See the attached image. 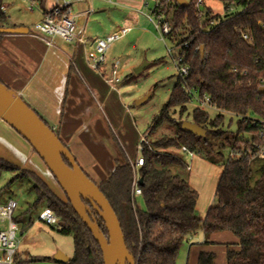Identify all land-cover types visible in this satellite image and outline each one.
<instances>
[{"label": "trees", "instance_id": "1", "mask_svg": "<svg viewBox=\"0 0 264 264\" xmlns=\"http://www.w3.org/2000/svg\"><path fill=\"white\" fill-rule=\"evenodd\" d=\"M187 2V6L179 7L174 0H157L152 10L154 16H161L169 25L165 38L189 72L185 81L176 78L141 144L139 156L143 164L137 175L145 209H138L132 199L133 171L127 161L116 163L97 186L119 221L126 249L135 264H176L179 249L198 231L203 233L205 245L215 233L228 232L236 239L226 252V264H264V158L260 156L264 143L260 135L264 129V92L259 91L260 80H264V0ZM209 2L221 4L224 16L214 15L207 6ZM229 7L239 10L227 12ZM5 21L0 11V24ZM187 88L200 98L208 97L218 110L214 119L198 108L192 111L190 122L205 131L202 138L181 130V116L190 102ZM226 114L237 120L235 133L224 129ZM164 125L172 128L170 135L150 138ZM245 134L248 139H244ZM179 148L212 164L222 161L223 151H228L215 190L216 204L209 207L204 219L196 211V192L172 171L174 167L185 168L184 162L169 152ZM17 179L33 183L34 206L44 203L58 220V233L71 238L73 255L66 264H103L98 245L61 189L65 201L33 174L20 172ZM89 209L90 219L107 237L103 222L90 206ZM14 221L18 225V220ZM29 226L30 222L23 230ZM214 259L212 252L201 249L196 264H214Z\"/></svg>", "mask_w": 264, "mask_h": 264}, {"label": "crops", "instance_id": "2", "mask_svg": "<svg viewBox=\"0 0 264 264\" xmlns=\"http://www.w3.org/2000/svg\"><path fill=\"white\" fill-rule=\"evenodd\" d=\"M143 4L144 0H1L0 3V11L6 18L0 24V83L57 133L81 170L96 184L110 175L116 163L132 164L139 136L118 91L104 81L110 67L107 73L103 67L100 73L93 71L86 63V54L93 50L95 40L120 31L119 26L125 23L139 22L128 14L120 20H109V12L115 11L110 10V5L138 11ZM61 6H70L73 11L76 25L73 42L55 38L47 45L45 39L30 35L32 26L43 19L46 11ZM19 28L27 32L3 31ZM126 28L131 31V27L121 30ZM0 165L14 168L10 171L0 167L14 174L15 180L20 172L35 175L60 198L44 163L1 119ZM193 237L184 243L186 264H196L201 249L214 256L221 254L226 264V252L236 243L230 233L222 232L211 235L209 244L205 245L203 236L202 241L197 240L200 244L192 247Z\"/></svg>", "mask_w": 264, "mask_h": 264}, {"label": "rangeland", "instance_id": "3", "mask_svg": "<svg viewBox=\"0 0 264 264\" xmlns=\"http://www.w3.org/2000/svg\"><path fill=\"white\" fill-rule=\"evenodd\" d=\"M155 5L156 0H144L141 10L138 11L114 5L109 7L110 10H115L109 12V20L112 18L120 20L127 14L132 19H139L137 23L128 22L119 26L120 30L125 27H131V31L123 39L111 45L105 55V64L102 66L105 73H107L114 61H119L117 73L120 82L113 85V87L118 91L121 101L127 108V113L133 122L134 129L139 136L136 142V151L131 160L132 165L140 158L137 152L140 138L144 137L153 118L167 101L170 90L177 78V71L172 60L176 54L173 44L166 38L162 41L153 24L156 22L152 14ZM207 6L211 8L214 15L224 16L221 4L209 2ZM238 10L231 11V13ZM147 16H150V19ZM109 20L106 18L105 22ZM92 25L93 27L96 26L95 24ZM98 35L97 32L96 36ZM167 49L172 52L168 54ZM139 66H143V70L136 75L133 71ZM106 77L107 75L103 78ZM194 97L198 98L199 95L195 93ZM142 99L143 101L137 104ZM195 108V100L190 101L186 105V111L181 116L184 122L191 121L192 111ZM205 112L210 119H214L217 115V112L213 110H206ZM174 118L178 119V111ZM223 126L229 132L235 133L237 130L236 118L229 114L224 115ZM171 133L172 128L164 125L155 133H151L150 138L162 134L170 135ZM248 138V134H245L244 139ZM262 150L264 152V143ZM169 152L174 153L184 162L185 168L174 167L172 171L182 179H185L189 187L196 192V211L198 216L204 219L209 207L216 204L215 190L222 172L221 165L228 158V151H223L222 161L215 164L209 163L199 155L184 151L182 148L170 149ZM137 169L135 168L134 170L136 175ZM13 176L14 174L0 169V203L11 198L18 204L14 214V219L18 220L17 238L19 240L15 254V264H62L53 261V256L59 252L68 259L71 258L73 255L71 238L59 234L57 226H47L39 221V214L45 208L44 203L34 206L36 196L33 184L27 180H15ZM50 176L51 182L56 184L58 188L61 200L65 201L59 186L52 175ZM134 201L138 209H145L141 197L135 196ZM29 222L30 226L23 230V226ZM202 238L203 233L198 231L196 236L193 237L192 242L194 245L192 247L198 246L200 242L197 240L201 239L202 241ZM185 247L186 244H183L179 249L176 264H186L187 254ZM216 247L221 248L222 246L217 245ZM214 261L216 264H224L221 254H217Z\"/></svg>", "mask_w": 264, "mask_h": 264}, {"label": "water", "instance_id": "4", "mask_svg": "<svg viewBox=\"0 0 264 264\" xmlns=\"http://www.w3.org/2000/svg\"><path fill=\"white\" fill-rule=\"evenodd\" d=\"M174 2L179 7H185L188 4L186 0H174ZM3 31L8 33L27 32L20 28ZM200 55H202V48H200ZM142 70L143 66H139L133 72L137 75ZM259 91L264 92V88ZM141 101L143 99L139 100L137 104ZM0 119L25 140L44 163L66 196L73 211L87 227L98 245L103 264H135L134 258L126 249L119 221L107 199L99 191L97 184L81 170L57 134L2 83H0ZM181 130L201 138L205 136V131L191 122H183ZM138 183L141 184L140 179ZM85 203L95 211L103 222L107 237L94 220L90 219V209ZM59 227L62 225L59 224ZM53 261L66 264L68 258L57 252L53 256Z\"/></svg>", "mask_w": 264, "mask_h": 264}, {"label": "built area", "instance_id": "5", "mask_svg": "<svg viewBox=\"0 0 264 264\" xmlns=\"http://www.w3.org/2000/svg\"><path fill=\"white\" fill-rule=\"evenodd\" d=\"M232 8L229 7L227 12H231ZM150 19V16H147ZM156 22L153 23L155 29L160 35V39L163 41L165 35L170 31V27L167 23L163 21L161 16H154ZM129 28L114 32L104 38L97 39L94 41L93 50L86 54V63L87 65L96 72L101 71L102 66L105 64V55L111 45L123 38L128 32ZM30 35L33 37L45 39L47 45H50V40L59 39L63 42L70 43L76 39V25L74 20V14L70 6H61L54 7L49 11L44 13L43 19L32 26ZM244 40H248L246 35H242ZM168 54L172 51L167 49ZM172 58L177 71V77L182 81L188 76L189 68L183 64L181 58L176 57L175 55ZM118 66L119 61H114L111 65L109 75L104 78V81L110 86L118 84L120 79L118 78ZM104 77V76H103ZM264 88V80H260V89ZM187 94L190 97V101L195 100L196 108L201 111L213 110L218 111L215 106H213L208 97L204 96L202 98L194 97L193 90L186 89ZM264 126V121L261 122ZM261 137H264V129L260 133ZM145 136L140 138V142L137 146L138 154L141 150V144L145 140ZM264 152L262 148L260 149V156L263 157ZM143 161L141 158H138L134 165L131 164L133 169V177L131 182V195L134 200L135 196L140 197L141 191L138 188L139 177L134 172L135 168L142 166ZM17 208L16 201L8 199L3 204H0V264H15V254L18 249L19 240L17 238L18 226L14 221V214ZM39 221L44 223L47 226H57L58 220L53 214V212L44 208V210L39 214Z\"/></svg>", "mask_w": 264, "mask_h": 264}]
</instances>
